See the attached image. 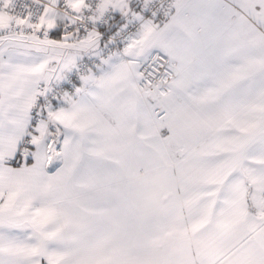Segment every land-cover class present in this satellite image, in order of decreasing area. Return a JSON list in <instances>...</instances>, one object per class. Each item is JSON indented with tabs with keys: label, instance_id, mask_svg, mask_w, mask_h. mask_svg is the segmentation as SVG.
<instances>
[{
	"label": "snow or ice",
	"instance_id": "snow-or-ice-1",
	"mask_svg": "<svg viewBox=\"0 0 264 264\" xmlns=\"http://www.w3.org/2000/svg\"><path fill=\"white\" fill-rule=\"evenodd\" d=\"M0 264H264V0H0Z\"/></svg>",
	"mask_w": 264,
	"mask_h": 264
}]
</instances>
